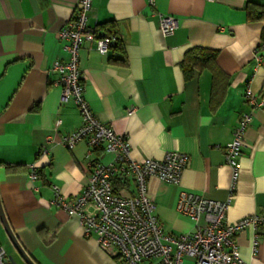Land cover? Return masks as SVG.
<instances>
[{
    "label": "crops",
    "instance_id": "0c3cea01",
    "mask_svg": "<svg viewBox=\"0 0 264 264\" xmlns=\"http://www.w3.org/2000/svg\"><path fill=\"white\" fill-rule=\"evenodd\" d=\"M77 1L0 0V201L11 230L36 264H116L114 256L100 249L96 235H84L77 216L50 204L56 190L69 198L83 190L93 157L112 158L102 147L87 155L84 141L71 148L58 141L81 125L78 107L73 100H61L58 76L51 70L54 60L67 58L57 32ZM248 1L264 4L91 2L89 24L98 33L119 35L105 54L88 42L80 50L85 96L97 118L128 139L132 160H162L170 151L189 155L178 184L157 175L147 178V193L168 234L195 230L194 221L177 209L182 191L228 201L227 222L264 214V104L252 111L244 132L234 191L224 155L240 114L250 109L247 86L258 100L264 98V21L248 19ZM161 14L176 19L171 34L161 33ZM204 49L216 52L212 64L198 67L186 61ZM50 137L47 153L39 154ZM32 164L38 174L34 181L29 177ZM114 191L132 195L135 186L127 181ZM82 211L95 215L98 208L90 202ZM198 224H204V217ZM234 241L247 263L264 264V228L245 227ZM0 245L10 264L11 259L24 264L1 222Z\"/></svg>",
    "mask_w": 264,
    "mask_h": 264
},
{
    "label": "built area",
    "instance_id": "2783aa9c",
    "mask_svg": "<svg viewBox=\"0 0 264 264\" xmlns=\"http://www.w3.org/2000/svg\"><path fill=\"white\" fill-rule=\"evenodd\" d=\"M92 0H78L72 15L57 32L66 59H56L51 70L57 74L55 84L60 88L61 100H73L81 116V125L58 140L63 146L73 147L84 141L87 155L95 149L110 154L109 161L93 157L89 165V177L83 190L73 198L56 190L50 204L64 209L69 215L79 218L85 236L96 235L100 249L116 258V264H183L190 259L195 264H249L239 254L234 236L245 227L264 228V214H251L234 222H227L228 201L206 198L192 191H182L177 209L195 223L193 232L176 235L165 232L157 219L155 205L147 193L146 182L151 175L172 184H178L186 167L189 155L170 151L162 160L144 158L136 161L129 156L128 139L117 134L110 125L101 122L85 96L84 75L80 68V50L85 42L105 54L115 41V34L100 36L95 25L89 24ZM154 5L155 0H149ZM177 21L166 14L160 15L159 26L163 35L171 34ZM259 58V57H258ZM245 100L250 109L240 114L232 137L224 148L225 163L231 169L230 191H234L239 177V158L244 145V132L248 127L252 111L264 104L258 100L249 86L245 89ZM128 113L133 112L129 109ZM53 139L47 138L39 154L48 151ZM32 181L38 178L37 170L29 166ZM132 182L135 193L122 195L113 189V178ZM94 202L98 208L95 215L83 213L82 208ZM204 217V224L198 221ZM258 240H252L257 251ZM0 264H10L6 249L0 245Z\"/></svg>",
    "mask_w": 264,
    "mask_h": 264
},
{
    "label": "trees",
    "instance_id": "16d2710c",
    "mask_svg": "<svg viewBox=\"0 0 264 264\" xmlns=\"http://www.w3.org/2000/svg\"><path fill=\"white\" fill-rule=\"evenodd\" d=\"M245 10L247 13V17L250 21H264V4H259V3L248 1L246 3ZM95 30H96V26H95ZM108 33L115 34L116 39L114 42L115 43L119 42V35L117 32L113 30L109 32L102 31V33L99 32L98 34L102 36ZM260 37H261V46H264V29H262ZM215 57H216V52H214L213 50H208V49L196 50L195 52H193L187 57L186 61L188 63H191L193 66L205 67V66H208L209 64H212L215 61ZM126 182L127 181L123 178L122 180L115 178L113 182L114 190H116L117 187H120L126 184Z\"/></svg>",
    "mask_w": 264,
    "mask_h": 264
},
{
    "label": "water",
    "instance_id": "95a60500",
    "mask_svg": "<svg viewBox=\"0 0 264 264\" xmlns=\"http://www.w3.org/2000/svg\"><path fill=\"white\" fill-rule=\"evenodd\" d=\"M0 222L3 226L4 231L6 232L10 243L12 244L13 248L16 250L20 258L23 260L24 264H36L34 260L28 255V253L22 248L19 241L15 237L13 231L11 230L7 219L5 217L1 201H0ZM11 264H17L14 260L11 259Z\"/></svg>",
    "mask_w": 264,
    "mask_h": 264
},
{
    "label": "rangeland",
    "instance_id": "374dc122",
    "mask_svg": "<svg viewBox=\"0 0 264 264\" xmlns=\"http://www.w3.org/2000/svg\"><path fill=\"white\" fill-rule=\"evenodd\" d=\"M183 264H192V263H191V261L186 259V260H184Z\"/></svg>",
    "mask_w": 264,
    "mask_h": 264
}]
</instances>
